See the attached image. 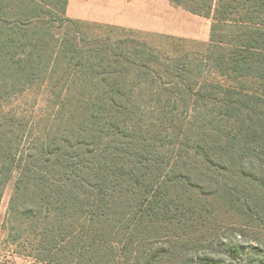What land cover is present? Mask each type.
Instances as JSON below:
<instances>
[{"label":"trees","instance_id":"trees-1","mask_svg":"<svg viewBox=\"0 0 264 264\" xmlns=\"http://www.w3.org/2000/svg\"><path fill=\"white\" fill-rule=\"evenodd\" d=\"M170 1L212 18L204 52L85 45L68 0H0V204L17 172L4 228L34 258L192 264L264 225V0ZM36 84L38 123L14 105Z\"/></svg>","mask_w":264,"mask_h":264},{"label":"rangeland","instance_id":"rangeland-1","mask_svg":"<svg viewBox=\"0 0 264 264\" xmlns=\"http://www.w3.org/2000/svg\"><path fill=\"white\" fill-rule=\"evenodd\" d=\"M88 1L92 2L93 0ZM90 2H85L88 5L85 9L87 12L92 13L98 10L103 14H110L112 10H119L130 15L131 22L137 19V13L142 12V9L139 10V8H118L116 7L117 3L111 0L96 4ZM92 7L98 9H92ZM147 14L148 12L146 20L149 23L146 25L139 23L135 26L76 19L80 20L79 25L75 27L69 25L67 32L69 31L73 40L75 38L80 41L84 37L82 42L85 45L92 43L97 38L100 41L109 39L110 42L120 44L124 43L121 42L123 40H134L135 46L129 45V48L141 49L146 46L155 49V52L163 56L183 57L182 55L188 53L206 50L213 24L211 17L195 14L172 1L168 5L153 2L150 15ZM67 16L69 17V15ZM141 18L138 20L140 21ZM142 59L138 60V63L144 62L145 58ZM130 68H134V66L130 65ZM55 100L54 96L46 92L44 85L36 84L22 94L14 105L18 106L21 111L32 114L31 120L35 119V122L38 123L42 122L43 117L50 114V108L56 107ZM16 178L17 172H14L12 179L5 187L0 204V264H55L34 258L20 243L7 237L4 221ZM196 256L197 260L192 264H264V225L259 222H251L250 225L242 226L240 229L238 227L224 229L219 235L208 241L205 248L196 251ZM201 257H206L207 262L206 260L201 262ZM179 264H188V261Z\"/></svg>","mask_w":264,"mask_h":264},{"label":"crops","instance_id":"crops-1","mask_svg":"<svg viewBox=\"0 0 264 264\" xmlns=\"http://www.w3.org/2000/svg\"><path fill=\"white\" fill-rule=\"evenodd\" d=\"M105 1H109V0H93L92 2L88 0H68L67 15H69V17L74 19H81V20L88 19V20H94V21L117 24V25L135 26L136 24L139 23L146 25L149 23L146 20V13L148 12L147 15H150L153 2L163 3L164 5H168V3L171 2L170 0H111L112 2L117 3L116 7L118 8L126 7L129 9L131 8H139V10L142 9V12L136 14L137 19L133 22L130 21V15H126L123 11H119V10H112L110 14L109 13L103 14V12H100L98 10L92 13L85 11V9L88 6L87 4H85V2L96 4ZM119 3L121 4L120 6ZM92 9H98V8L92 7ZM140 18L141 20L139 21L138 19Z\"/></svg>","mask_w":264,"mask_h":264}]
</instances>
